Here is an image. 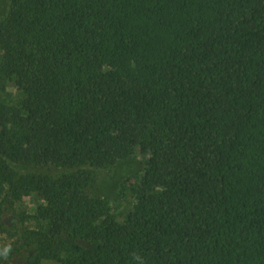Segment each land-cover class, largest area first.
I'll use <instances>...</instances> for the list:
<instances>
[{
  "label": "trees",
  "instance_id": "obj_1",
  "mask_svg": "<svg viewBox=\"0 0 264 264\" xmlns=\"http://www.w3.org/2000/svg\"><path fill=\"white\" fill-rule=\"evenodd\" d=\"M6 83L0 264H264V0H10Z\"/></svg>",
  "mask_w": 264,
  "mask_h": 264
},
{
  "label": "rangeland",
  "instance_id": "obj_2",
  "mask_svg": "<svg viewBox=\"0 0 264 264\" xmlns=\"http://www.w3.org/2000/svg\"><path fill=\"white\" fill-rule=\"evenodd\" d=\"M9 3L10 0H0V18L7 10ZM10 93H13L11 84L6 83L3 87L0 86V100H6L7 95ZM140 160L141 157L139 155V152L137 149H135L132 158L122 159L111 166L95 168V174H96L95 182L90 188V192L93 194L103 196L105 198L116 200V198L120 194V188L122 184H124L126 180L130 178L133 179L134 181L138 178L142 167ZM19 170L29 171L31 169L29 168L25 169L21 167ZM48 170H49L48 173L55 174L57 169L50 168ZM39 202L40 199L37 196L32 195L23 199L19 207L20 209L24 208L26 213L32 214L34 212V208L36 204H38ZM121 202L124 203L123 200H121ZM16 207L18 208V205H16ZM120 208L122 209L121 206ZM12 224H13L12 230L2 231L0 228V247L7 246L11 240H14L18 235L19 231L24 226V225L23 226L20 225L18 220H13ZM31 224L32 222H29L26 223L25 226H29ZM42 264H57V263L53 261H43Z\"/></svg>",
  "mask_w": 264,
  "mask_h": 264
}]
</instances>
